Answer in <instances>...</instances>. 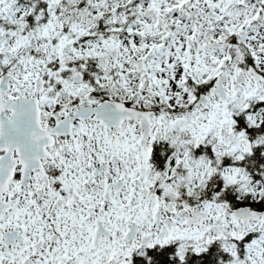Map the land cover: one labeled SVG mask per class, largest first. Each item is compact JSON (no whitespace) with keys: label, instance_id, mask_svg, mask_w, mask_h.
Returning <instances> with one entry per match:
<instances>
[{"label":"snow or ice","instance_id":"6c2138e0","mask_svg":"<svg viewBox=\"0 0 264 264\" xmlns=\"http://www.w3.org/2000/svg\"><path fill=\"white\" fill-rule=\"evenodd\" d=\"M0 264H264V0H0Z\"/></svg>","mask_w":264,"mask_h":264}]
</instances>
